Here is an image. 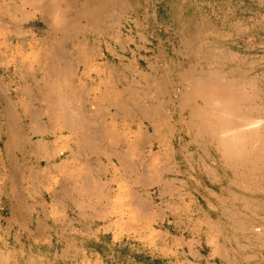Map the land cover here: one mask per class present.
Here are the masks:
<instances>
[{
	"label": "rangeland",
	"instance_id": "rangeland-1",
	"mask_svg": "<svg viewBox=\"0 0 264 264\" xmlns=\"http://www.w3.org/2000/svg\"><path fill=\"white\" fill-rule=\"evenodd\" d=\"M52 2L64 11L65 17H69V20L76 23V25L67 26V40L73 36L80 39L84 37L89 42L87 49L77 46V49L73 50V58L77 62L72 66L73 73L68 76L71 77L74 89L78 88V91L74 95H69L68 105L71 104L66 110L72 112L71 115H77L80 118H91L86 122L88 127L83 131L82 138L88 139L89 147H93L95 151L89 154L90 159L86 160V164L93 186L97 184L95 186L97 188L89 186L95 191L92 192L94 189L89 190L82 178L87 171L82 168L81 164L74 165L73 163L74 167L69 171L74 174L76 183L67 185V188L78 194L80 198L90 199L91 204L96 207L93 210V225L101 226L102 230L109 232L106 235L107 244L114 241L116 243L126 242L133 245V249H128V251L135 253L144 246H159L162 243L163 237L156 231H148L147 225H142L141 220L138 219L141 212L130 206L133 185L129 183L142 178L149 179L150 190L155 189V195L158 194L157 188L164 183L161 193L170 199L184 197L188 202V199L206 196L215 203L216 208L212 210L204 206L202 215L212 218L217 224H232V221L234 225L240 226L249 223L264 224V219L255 215H247L246 210L249 206L248 197L264 195V185L256 183L259 177L264 175V56H262L264 54V45H262L264 44V26L261 25L260 28L258 25H253L248 34L243 33L240 24L233 28L228 25L232 20L225 8H197L196 6L199 5L197 0L186 1L185 6L180 9L173 7L181 6L183 2L180 0H170L169 3L167 0H106L98 6L96 13L91 15L93 19H90L89 25H85V17L81 12L83 0H53ZM2 3L5 11L3 14L0 10V200L6 203L13 179L19 177L22 182H30L27 180L28 175L34 172L26 165L20 170L13 169L9 163V160L13 158L12 155L16 160H28L29 165H37L38 170L46 165V162L36 160L30 150L23 152L25 145L30 143L31 146H29L33 148L34 142L38 141L36 133L27 126L29 117L25 115L23 106L27 102L28 104L33 102V110L37 107L43 109L44 106L36 100L37 82L40 81L42 84V81L40 73L36 70L38 65L35 63L33 51L7 48L8 43L13 46L18 44V36L1 29L2 24L9 23L10 19L7 6L10 2L0 0L1 6ZM168 4L170 8L167 7ZM27 11L31 9L27 8ZM145 12L149 14L145 16ZM252 12L249 15H253ZM32 14L44 37L48 30L46 23L39 15ZM137 17L140 19L137 20ZM154 17H157L154 25L141 24L142 22L146 24V19L151 23ZM234 17V19L241 20L238 15ZM143 28H145V33L146 29L149 32L153 29L156 37L149 45L150 49H141L134 53L130 49L135 50V45L138 46L137 32L141 33ZM227 29L230 30L227 31ZM12 31H15V28H12ZM119 35L123 38L122 42H126L124 38H127L131 40V43H125V46L119 45L117 41ZM51 38L54 41L57 40L53 37L43 39L42 45L46 46V41ZM140 42L142 44V41ZM68 43L72 44V41ZM77 43L82 44L81 41H74L73 44L77 45ZM105 47L108 48L106 51ZM46 51L47 49H44L41 52L42 57L39 59L42 63L48 58ZM9 52L12 54L7 55ZM14 54L19 58L23 56L24 61L25 59L30 61L26 65L23 64L25 66L21 67L23 71L12 67ZM6 66L11 67L8 70ZM210 68L217 69L220 74L222 73L221 76L233 81V87L242 96L238 103V112L241 116L260 117L261 129L259 127L258 134L252 135L253 139L255 135V139L258 138L255 145L257 148L252 146L255 142L248 134L244 138L248 141V150L239 155L235 153L232 158L225 157L211 145L214 138L212 139L208 133H201L197 130L196 124L200 122V119L195 116L190 120L189 109L182 110L179 102L175 100V92H185L180 89V81L206 77ZM157 82L159 84L155 91L154 85ZM81 88H85L87 93L81 94ZM114 89L115 92L121 91L123 97H126L124 104L114 97L103 98L98 100V103L92 99L93 94L101 97L103 92L109 90L108 93H111ZM32 90L33 92L29 93ZM1 94L4 96L3 99ZM191 104L195 103L191 101L189 105ZM154 106L156 111H154ZM90 109L96 112L93 116L89 114ZM43 116L48 118L44 112L39 115V118ZM22 117H24L23 120ZM153 121H161L162 124L163 150L160 153L155 151H158L156 146L153 150L149 146L153 136L150 122ZM9 123L12 128L9 127ZM140 129L144 130L147 137L137 145L136 138ZM10 131L15 134V138L12 142L11 153L8 155L5 149ZM54 137V135H48L46 140L50 142ZM101 139L104 141L105 152L100 153L101 160H96L95 157L99 155L97 148L102 142ZM252 147L255 149L253 150ZM256 154L260 156L256 157ZM64 155L60 154L56 160L63 158ZM151 155L154 156L153 160L150 159ZM119 157L124 160L123 164L119 163ZM102 165L105 170L102 169ZM37 173L44 174L40 171ZM196 181H200L202 185H195L193 182ZM240 181H254L255 183H235ZM26 186L29 192H33L35 188L34 191L44 193L48 200L51 197V189L55 187L53 184ZM170 195L173 196L169 197ZM177 195L179 197H176ZM99 205L105 207L98 209ZM68 212L70 217L75 215L70 209ZM186 213L187 217H192L191 221L197 215H201L195 211V208L188 207ZM115 218L118 220L115 221ZM4 224L5 222L2 225ZM140 229L143 230L140 231ZM7 235V231H0V264H55L56 258L49 255L55 250L47 246L33 245L32 242H26L23 246V242L9 240L4 248V241H8ZM61 251L58 250V257ZM154 251L160 255L164 250L157 248ZM63 252L66 253L68 250H63ZM247 253L251 251L245 245L235 247V254ZM66 258L64 254L58 260L66 261ZM242 259L243 263L247 264L252 263V260H257L248 255ZM105 264L137 263L126 259L121 262L114 260L111 256ZM215 264L222 263L215 262Z\"/></svg>",
	"mask_w": 264,
	"mask_h": 264
},
{
	"label": "crops",
	"instance_id": "crops-1",
	"mask_svg": "<svg viewBox=\"0 0 264 264\" xmlns=\"http://www.w3.org/2000/svg\"><path fill=\"white\" fill-rule=\"evenodd\" d=\"M9 1L10 7L13 9L19 10L22 7L20 0ZM169 1L167 0L168 3ZM180 1L183 2L181 6L175 5L173 7H177L178 9L183 8L185 6L184 3L188 0ZM198 1L199 5L196 6L197 8H225L226 12L230 13V20H232L228 25H231L233 28L240 24L243 33L248 34L250 27L253 25H258L260 28L264 26V0ZM25 5L30 9L34 8V5ZM167 7L170 8V4ZM0 10L4 14L3 3L2 6L0 5ZM251 10L255 11L252 12ZM251 12L253 15H249ZM148 14V12H145V16ZM235 15H238L241 20L234 19ZM136 19L139 20L140 18L137 17ZM152 19L151 23L146 19L147 23L143 24L142 22L141 24L145 26L154 25L157 17ZM35 21L33 17L26 16V13L22 14L18 20L19 31L14 26H9L5 23L8 30L2 26V31L10 34L14 33L18 36V44L13 46L11 43H8L6 44L7 48L11 50L22 48L24 51H40V54L44 49L53 47V39L46 41V46L42 45L44 37L41 35V29ZM38 21L41 20L38 19ZM10 28H15V31H11ZM144 30L145 28L141 30V33L137 32L139 47L135 45V50L130 49L134 53L141 49H150L149 45L153 43L156 37L154 36L153 29L151 32L146 29V33ZM231 31L233 32V29ZM122 39L121 35L117 37L119 45L125 46V43H131V40H127V38H124L126 42H122ZM69 41H72V44L74 41H81V45L78 43L76 45L81 49L89 47L88 39L84 37L80 39L79 37L72 36ZM140 41H142V44ZM107 49V47L104 48L105 51ZM8 54L11 55L12 52ZM10 67L6 66V69L9 70ZM12 67L14 68L13 65ZM58 116H54L52 119L45 118L44 116L37 119V124L33 128L36 131L35 135L41 141L42 147L38 150L36 147L31 148L29 145H25V150L23 151L30 150L36 160H44L46 165L38 170L37 165H29L28 160H16L14 155H12V160H9L13 169L20 170L26 165V167L31 168L35 173L32 172V174L28 175L27 180L30 182H22L19 177L14 178L10 183L11 188L7 194L8 200L6 203L0 200V231L8 232V241H4V248L9 243V240L23 242V246H25L26 242H32L33 245L37 244L38 246H47L55 250V252L49 253V255L56 258L55 264H105L111 256L114 260L117 259L122 262L126 259L137 264H215V262L222 264H247L243 263L242 259L246 255L257 259L256 261L252 260V263L249 264H264V224L256 225L249 223L240 226L234 225L233 221L232 224H217L212 218L202 215L205 209L204 206L212 210L216 208L212 200L206 196L188 199V202L185 201L184 197L178 199L167 198L165 194L161 193L164 183L157 188L158 194L155 195V189L153 191L150 190L151 185L148 178L137 179L135 180L136 182L129 183L133 185L130 206L141 212L138 215V219L141 220L142 225H147L148 231H156L163 237L162 243L159 246H144L140 250H136L135 253L128 251V249H133V245L126 242L116 243L114 241L107 244L106 235L109 232L102 230L101 226L93 225V210L96 207L91 204L90 199L85 200L83 197L80 198L78 194L67 188V185L76 183L74 181V174H71L69 171L74 165L81 164L82 168L87 171L85 175L89 174L86 160H89V154L95 151L93 150L94 148L91 150L89 143H86L81 135H83L82 131L88 127L86 122L90 121L91 118L85 117L84 119L73 115L67 119V116ZM82 121L86 124L85 126L82 124ZM30 134L33 135V133ZM48 135H54L55 137L52 141L48 142L46 140ZM14 151L15 149L12 153ZM104 152L105 147L102 139L101 144L97 148L99 155L95 157L96 160H101L100 153L103 154ZM60 154L65 155L63 158L56 160ZM101 167L105 170L103 165ZM38 171L44 174L39 175ZM85 175L82 176L83 180L86 178ZM88 176L91 178L90 174ZM260 177L256 183L264 185V175ZM193 183L195 185H202L200 181ZM235 183L255 182L240 181ZM29 184L33 186L55 185L51 189L50 200L45 197L44 193L34 191V187H32L34 188L33 192H29L26 186ZM171 196L173 195L169 197ZM176 197H179V195ZM247 201H249V206L246 209L247 215H255L264 219V195L248 197ZM104 207L99 205L97 208L102 209ZM187 207L195 208V211L201 215H197L191 221L192 217H187ZM69 209L75 215L70 217L68 215ZM231 209H234L233 205ZM117 220L118 218H115V221ZM3 222H5L4 225H2ZM142 230L140 229V231ZM242 244L248 247L251 253L235 254V247ZM157 248L164 251L160 255L156 254L154 249ZM59 249L62 250L59 257H63L65 254L67 256L66 261L58 260ZM66 249L68 252L64 253L63 250Z\"/></svg>",
	"mask_w": 264,
	"mask_h": 264
},
{
	"label": "bare ground",
	"instance_id": "bare-ground-1",
	"mask_svg": "<svg viewBox=\"0 0 264 264\" xmlns=\"http://www.w3.org/2000/svg\"><path fill=\"white\" fill-rule=\"evenodd\" d=\"M52 1L53 0H20V4L22 7L19 8V10L15 9V8H14L15 9L14 10L12 7H10V3L7 4L8 9H9L8 14L10 15L9 23L7 22L9 26H14L16 28V30H18L19 17L24 13H26V16L28 15V16L32 17L33 16L32 13H34V16L39 15V17L47 25L48 30H47L46 35L44 36V39H48L50 37H53L55 39L57 38V40H55L53 43L54 44L53 47H50L45 52L46 54H48L47 55L48 58L45 59L43 61V63L39 59L40 57H42L41 53L39 54L40 51H33V53H34L33 57H34V59H36L35 63H37L36 65H38V69H36V70L38 73H40V80L42 81L41 82L42 84H40V81L37 82L38 87H37L36 100H38V103L42 104L44 107H43V109H42V107H37L36 109L33 110L32 109L33 108L32 106H34L33 102H31L29 104H28V102L27 103L25 102L26 104H24L23 109L25 111V115L29 117L27 126L29 129H31V131H33L35 133H36V131L34 130L33 126L35 124H37V119H39V115H41L43 112L49 119H52L54 116L59 117L58 115L65 116V117L67 116L66 117L67 119H68V117L71 118V116H73V115H71L72 112H68L66 110L68 108V106L71 104L70 103L68 105V103H69L68 97L71 94L74 95L75 92L78 91V88L74 89L71 77L68 76V74L73 73V67L72 66L74 65V63L77 62V60L73 58V50L77 49V46H76V44H69L68 43V41H69V40L67 41L68 33L66 32L68 30V27H67L68 25H71V24L76 25V23L69 20V17H65L66 15H65L64 11L61 10V8L56 3L52 2ZM105 1L106 0H83L81 12L85 17V22H84L85 25H87V24L89 25L90 19H93V18H91L92 17L91 15L93 13H96L97 8H99L98 6L105 3ZM25 4H28L30 6L34 5V8H31V11H27L28 7H26ZM70 8H72V7H70ZM103 17H104V15H103ZM3 26H4L3 28H6L8 30L7 25H3ZM10 29L12 31V28H10ZM70 36H72V35H70ZM13 58H14L13 65L16 69H21L23 64L26 65V64L30 63V61H28L26 59L24 61L23 56H22V58H19L17 55L14 54ZM94 58H95V56H94ZM23 67H25V66H23ZM126 68H129V67H126ZM221 74L217 69L210 68L206 77H197L194 79L192 78L190 80H185V82L180 81V89H183V91H185V92L182 93V92L177 91V92H175L174 97H175V100H177L179 102L182 110H184L185 108L189 109L190 120H192L195 116H197L200 119V122L196 124L197 130L201 133H206V134L208 133L212 139L214 138L212 140L211 145H213L215 150L220 151L225 157L231 158L233 156V154H235V153H238V155H239L241 152L245 153V151L248 150V141H245L244 138L248 134L251 136L254 134H258L257 130L259 129V127L261 126L262 123L260 121V117L259 118L258 117L250 118V117H243L239 114L238 103L240 102L242 96L240 95V93H238L236 91L235 87H233V84H232L233 81L231 79L224 77V76H221ZM158 84L159 83L157 82L154 85L155 91H157ZM27 85H25V86H27ZM81 87H84V86H81ZM29 88H31V87H29ZM84 89L83 88L80 89L81 94H85V92L87 93V91H85ZM108 91L103 92L101 97H97L96 94H93L95 96L92 95V99L97 101L95 103H98V100H102L103 98L106 99V98L114 97L115 99H117V98L120 99L122 104H124L126 102V97L125 98L123 97V93H121V91L115 92V89H114V91L111 90L112 91L111 93L110 92L108 93ZM31 92H33V90L29 91V93H31ZM27 93H28V91H27ZM3 94H4V92H3ZM1 98L2 99L4 98V96L2 94H1ZM13 100H15V99H13ZM28 100H29V98H28ZM93 100H90V102H93ZM25 101H26V99H25ZM191 101H193L195 104L189 105V102H191ZM20 103H22V101ZM96 108H98V106H96ZM154 109H155L154 111H156L155 106H154ZM90 111H91V113H89V114L92 116L96 113V112H94L93 109H90ZM10 117H11V115H10ZM78 117H80V116H78ZM113 117H115V116H113ZM83 118L85 119V117H83ZM15 120H13V121L15 122ZM5 121H6V119H5ZM92 123H94V122H92ZM29 124H30V127H29ZM123 125H124V123H123ZM150 125H151L152 130H153V132H152L153 136H152V139H150V145L149 146H150L151 150H153V147L156 146L158 148V151L157 150H155V151L157 153H160L163 150V142L161 141V137H162V135H161V125H162L161 121L150 122ZM89 126H90V123H89ZM91 126H92V124H91ZM9 127L12 128L10 123H9ZM260 129H261V127H260ZM82 132H80V133H82ZM138 133L139 134L137 135V138L135 137L137 140L136 141L137 145H139L143 141V138L147 137L146 133L142 129H140L138 131ZM259 135H262V134L259 133ZM259 135H257V136L259 137ZM27 137H29V136H27ZM8 138H9L8 141L6 140L7 145H6L5 150L7 151L8 155H9L11 153V150H12L11 149L12 148V142L14 141L15 134L12 131H10ZM255 138H256V135H255ZM255 138L253 139V136H252V139L254 140L253 142H255V144L253 143L254 145H252V146L257 148L255 145H256V141L258 138L257 139H255ZM259 139H260V137H259ZM83 140L86 143H90L89 140L86 138L85 139L83 138ZM40 142H41L40 139H38V141L34 142L33 148L36 147L38 150H40L42 147ZM27 143H28V140H27ZM28 145H30V143H28ZM249 145L251 146V144H249ZM91 148H93V147H91ZM255 148L252 147L253 150ZM153 155H154V153H153ZM258 155L256 157H258ZM153 157L151 155L150 159L153 160ZM158 159H160V158H158ZM118 160H119L120 164L124 163V160L121 159V157H119ZM154 160H155V158H154ZM148 165H150V164H148ZM147 168H149V166ZM79 172H81V171H79ZM88 175L89 174L85 175L86 178H84V181L87 182L85 185L88 186V188H89V186H93V182L91 181V178ZM95 186H93V187L95 188ZM88 188L86 187V189H88ZM94 188L90 187L89 190L94 189ZM95 189L92 190V192H94Z\"/></svg>",
	"mask_w": 264,
	"mask_h": 264
}]
</instances>
